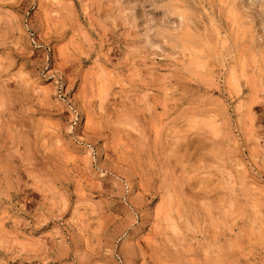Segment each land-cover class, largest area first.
<instances>
[{
    "label": "rangeland",
    "instance_id": "1",
    "mask_svg": "<svg viewBox=\"0 0 264 264\" xmlns=\"http://www.w3.org/2000/svg\"><path fill=\"white\" fill-rule=\"evenodd\" d=\"M0 264H264V0H0Z\"/></svg>",
    "mask_w": 264,
    "mask_h": 264
}]
</instances>
